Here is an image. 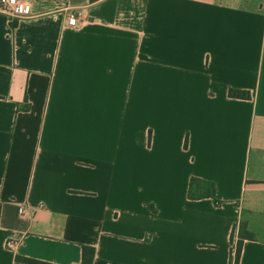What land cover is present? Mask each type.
<instances>
[{"label": "crops", "instance_id": "1", "mask_svg": "<svg viewBox=\"0 0 264 264\" xmlns=\"http://www.w3.org/2000/svg\"><path fill=\"white\" fill-rule=\"evenodd\" d=\"M25 1L0 11V264H233L242 225L264 264V0Z\"/></svg>", "mask_w": 264, "mask_h": 264}, {"label": "trees", "instance_id": "2", "mask_svg": "<svg viewBox=\"0 0 264 264\" xmlns=\"http://www.w3.org/2000/svg\"><path fill=\"white\" fill-rule=\"evenodd\" d=\"M91 1H96V0H91ZM228 95L231 97H238L244 99L249 98V92L242 90L229 89ZM187 195L188 198L190 199L212 197L214 199V202L218 204V201L215 199L214 184L204 181L200 178H196V177L190 178ZM251 238H252V234L246 230L245 226L244 225L240 226L238 239L235 246L233 264H238L243 239H251ZM93 256H94V249L92 247L84 246L82 248L81 264H92ZM16 260L24 262L26 264H52V263L39 261L26 257H20V256L16 257Z\"/></svg>", "mask_w": 264, "mask_h": 264}, {"label": "built area", "instance_id": "3", "mask_svg": "<svg viewBox=\"0 0 264 264\" xmlns=\"http://www.w3.org/2000/svg\"><path fill=\"white\" fill-rule=\"evenodd\" d=\"M0 11L15 18H22L29 16V5L25 0H0ZM66 26L77 28L79 24L73 14H69L66 21ZM9 247L13 246L11 241L7 242Z\"/></svg>", "mask_w": 264, "mask_h": 264}]
</instances>
